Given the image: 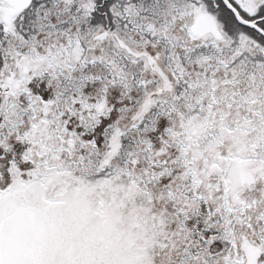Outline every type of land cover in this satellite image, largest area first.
Here are the masks:
<instances>
[{
	"label": "snow or ice",
	"instance_id": "snow-or-ice-1",
	"mask_svg": "<svg viewBox=\"0 0 264 264\" xmlns=\"http://www.w3.org/2000/svg\"><path fill=\"white\" fill-rule=\"evenodd\" d=\"M0 264H264V0H0Z\"/></svg>",
	"mask_w": 264,
	"mask_h": 264
}]
</instances>
